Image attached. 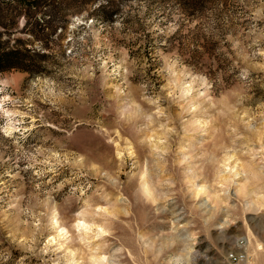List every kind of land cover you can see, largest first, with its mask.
<instances>
[{"label": "rangeland", "instance_id": "obj_1", "mask_svg": "<svg viewBox=\"0 0 264 264\" xmlns=\"http://www.w3.org/2000/svg\"><path fill=\"white\" fill-rule=\"evenodd\" d=\"M0 13V264H264V0Z\"/></svg>", "mask_w": 264, "mask_h": 264}, {"label": "trees", "instance_id": "obj_2", "mask_svg": "<svg viewBox=\"0 0 264 264\" xmlns=\"http://www.w3.org/2000/svg\"><path fill=\"white\" fill-rule=\"evenodd\" d=\"M85 2H93L95 0H84ZM194 8V14L198 6L203 2V0H186ZM27 4V0H0V10L4 6H12L13 4ZM104 7V6H103ZM106 14L105 17L110 18L112 15L106 11H103ZM4 16L0 13V27H6L3 22ZM10 41L3 39V32L0 31V73L10 71L13 69L23 70L28 72L35 73L37 69V57H41L36 51L31 52L32 49H22L18 46H10Z\"/></svg>", "mask_w": 264, "mask_h": 264}, {"label": "bare ground", "instance_id": "obj_3", "mask_svg": "<svg viewBox=\"0 0 264 264\" xmlns=\"http://www.w3.org/2000/svg\"><path fill=\"white\" fill-rule=\"evenodd\" d=\"M248 242H249V241H248ZM255 252H256V249L254 248V249H253V253H255Z\"/></svg>", "mask_w": 264, "mask_h": 264}]
</instances>
